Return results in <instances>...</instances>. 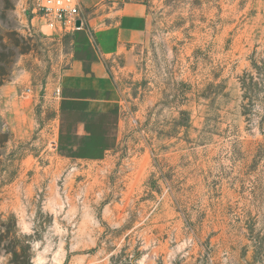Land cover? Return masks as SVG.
<instances>
[{
	"label": "rangeland",
	"instance_id": "374dc122",
	"mask_svg": "<svg viewBox=\"0 0 264 264\" xmlns=\"http://www.w3.org/2000/svg\"><path fill=\"white\" fill-rule=\"evenodd\" d=\"M109 63L120 140L56 151L70 32L0 0V264H264V0H146Z\"/></svg>",
	"mask_w": 264,
	"mask_h": 264
},
{
	"label": "crops",
	"instance_id": "0c3cea01",
	"mask_svg": "<svg viewBox=\"0 0 264 264\" xmlns=\"http://www.w3.org/2000/svg\"><path fill=\"white\" fill-rule=\"evenodd\" d=\"M84 25L71 33L70 65L60 76L56 151L102 162L120 140L122 107L109 63L148 40L146 0H80Z\"/></svg>",
	"mask_w": 264,
	"mask_h": 264
},
{
	"label": "built area",
	"instance_id": "2783aa9c",
	"mask_svg": "<svg viewBox=\"0 0 264 264\" xmlns=\"http://www.w3.org/2000/svg\"><path fill=\"white\" fill-rule=\"evenodd\" d=\"M31 14L32 24L37 21L54 30L72 32L79 29L78 21L84 25L80 0H33Z\"/></svg>",
	"mask_w": 264,
	"mask_h": 264
},
{
	"label": "water",
	"instance_id": "95a60500",
	"mask_svg": "<svg viewBox=\"0 0 264 264\" xmlns=\"http://www.w3.org/2000/svg\"><path fill=\"white\" fill-rule=\"evenodd\" d=\"M76 27H77V28H80V27H81V21H78V22H77Z\"/></svg>",
	"mask_w": 264,
	"mask_h": 264
}]
</instances>
